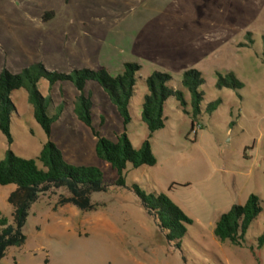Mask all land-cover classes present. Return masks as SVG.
Instances as JSON below:
<instances>
[{
	"label": "rangeland",
	"instance_id": "374dc122",
	"mask_svg": "<svg viewBox=\"0 0 264 264\" xmlns=\"http://www.w3.org/2000/svg\"><path fill=\"white\" fill-rule=\"evenodd\" d=\"M48 12L54 18L44 21ZM128 62L142 70L126 128L99 85L90 83L86 92L96 105L100 136L116 142L126 132L136 149L149 137L141 113L150 74L168 73L178 84L179 71L191 68L206 81L197 134L189 135L190 118L170 100L166 128L151 140L157 165L125 172L128 186L167 195L192 219L182 251L167 243L126 189L94 194L97 209L89 213L70 205L55 209L60 196H68L58 190L32 207L25 245L9 249L0 264H264V249L232 247L214 236L218 219L250 195L260 197L263 213L247 246L264 232V0H0V73L42 63L49 71L105 67L116 75ZM217 73H233L244 89L218 90ZM39 91L56 106L66 103L59 122L48 137L34 120L27 93H15L14 143L0 132V161L8 151L36 159L52 142L67 164L96 167L112 185L117 173L96 157L97 139L73 113L78 91L70 83L51 89L44 80ZM217 100L222 105L207 115L204 109ZM14 190L0 186V212L11 221L7 199Z\"/></svg>",
	"mask_w": 264,
	"mask_h": 264
},
{
	"label": "trees",
	"instance_id": "16d2710c",
	"mask_svg": "<svg viewBox=\"0 0 264 264\" xmlns=\"http://www.w3.org/2000/svg\"><path fill=\"white\" fill-rule=\"evenodd\" d=\"M54 14L48 12L44 21L52 20ZM142 67L137 63H125L120 73L113 75L105 68L97 70L80 69L71 73L49 71L42 63H35L19 73H11L6 68L0 73V132L9 145L14 143L12 126L18 117L12 96L25 91L28 104L33 109V117L44 133L50 137L53 127L59 122L66 103L56 106L53 100L46 98L39 91L41 81H46L50 88L58 84L70 83L79 95L73 104V113L77 120L89 129L97 139L96 157L107 163L116 173L117 180L108 185L104 175L96 167H74L67 164L62 152L52 142L46 143L36 159H24L8 151L4 161H0V186H14L7 202L12 207V221L0 212V262L11 248L25 245L27 237L24 228L32 207L42 196L65 190L68 196H60L55 209L67 205L81 212H94L97 206L92 203L94 194L108 193L112 188L126 189L140 201L149 217L163 233L167 243L182 251V243L187 236L188 227L193 224L186 213L167 195L156 192L147 193L139 185H127L125 172L129 167L140 169L153 168L157 159L152 151L153 136L166 128L165 108L170 100H175L179 108L190 118L191 130L200 122L205 101L203 87L206 84L203 74L195 69L183 73L178 84L173 77L164 72H153L146 80L147 93L143 98L141 121L147 126L149 137L140 149L133 147L128 135L123 133L112 142L100 136L94 128V109L96 105L91 93L86 92L90 83H95L108 96L111 104L121 118L125 128L131 124L132 100L137 95V85ZM216 88L240 92L244 84L233 74L217 73ZM190 96V101L187 99ZM222 105L217 100L206 106L204 112L213 115ZM101 124L105 118L101 117ZM197 133H195L196 135ZM187 136V138L189 137ZM263 213L262 200L250 195L244 205H235L223 214L214 228L215 238L222 244L236 248H249L252 252L264 249V232L255 243L247 246L246 236L251 226Z\"/></svg>",
	"mask_w": 264,
	"mask_h": 264
},
{
	"label": "crops",
	"instance_id": "0c3cea01",
	"mask_svg": "<svg viewBox=\"0 0 264 264\" xmlns=\"http://www.w3.org/2000/svg\"><path fill=\"white\" fill-rule=\"evenodd\" d=\"M199 48H200V46L198 45V44H194V48H192V50L193 51H195V52H198L199 51ZM85 69H89V68H85ZM185 69V70H184ZM191 68H183V69H181L180 71H179V75H183V73L185 72V71H187V70H190ZM79 70V69H78ZM92 70V69H91ZM121 72V71H120ZM120 72H118V73H120ZM88 88V87H87Z\"/></svg>",
	"mask_w": 264,
	"mask_h": 264
},
{
	"label": "built area",
	"instance_id": "2783aa9c",
	"mask_svg": "<svg viewBox=\"0 0 264 264\" xmlns=\"http://www.w3.org/2000/svg\"><path fill=\"white\" fill-rule=\"evenodd\" d=\"M202 127H201V125H199V124H197L196 126H195V130H194V134L195 133H197V130H200Z\"/></svg>",
	"mask_w": 264,
	"mask_h": 264
}]
</instances>
